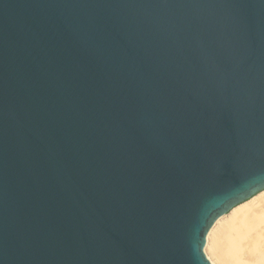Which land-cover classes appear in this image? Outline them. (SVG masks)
Here are the masks:
<instances>
[{"label":"water","instance_id":"95a60500","mask_svg":"<svg viewBox=\"0 0 264 264\" xmlns=\"http://www.w3.org/2000/svg\"><path fill=\"white\" fill-rule=\"evenodd\" d=\"M264 190V0H0V264H213Z\"/></svg>","mask_w":264,"mask_h":264},{"label":"bare ground","instance_id":"6f19581e","mask_svg":"<svg viewBox=\"0 0 264 264\" xmlns=\"http://www.w3.org/2000/svg\"><path fill=\"white\" fill-rule=\"evenodd\" d=\"M204 249L213 264H264V190L217 219Z\"/></svg>","mask_w":264,"mask_h":264}]
</instances>
